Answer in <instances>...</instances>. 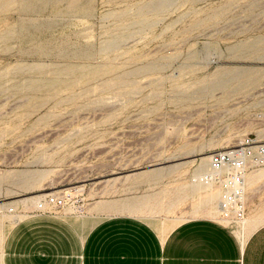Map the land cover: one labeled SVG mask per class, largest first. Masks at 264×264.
Returning a JSON list of instances; mask_svg holds the SVG:
<instances>
[{"label":"rangeland","instance_id":"rangeland-1","mask_svg":"<svg viewBox=\"0 0 264 264\" xmlns=\"http://www.w3.org/2000/svg\"><path fill=\"white\" fill-rule=\"evenodd\" d=\"M67 1L0 0V254L19 200L70 187L66 213L208 215L200 156L264 142V0Z\"/></svg>","mask_w":264,"mask_h":264},{"label":"crops","instance_id":"crops-1","mask_svg":"<svg viewBox=\"0 0 264 264\" xmlns=\"http://www.w3.org/2000/svg\"><path fill=\"white\" fill-rule=\"evenodd\" d=\"M262 168L246 173L245 238L219 215L152 222L132 212V199L100 198L82 213L19 218L3 240L2 264H264Z\"/></svg>","mask_w":264,"mask_h":264},{"label":"built area","instance_id":"built-area-1","mask_svg":"<svg viewBox=\"0 0 264 264\" xmlns=\"http://www.w3.org/2000/svg\"><path fill=\"white\" fill-rule=\"evenodd\" d=\"M208 156L210 170L199 180L218 187L220 218L228 224L238 225L242 230L246 221V173L250 168L264 166V142L246 136L232 146L210 151ZM79 190L70 187L43 193L30 212L55 214L66 207L83 206Z\"/></svg>","mask_w":264,"mask_h":264},{"label":"bare ground","instance_id":"bare-ground-1","mask_svg":"<svg viewBox=\"0 0 264 264\" xmlns=\"http://www.w3.org/2000/svg\"><path fill=\"white\" fill-rule=\"evenodd\" d=\"M7 2V1H6ZM67 5L68 7H75L77 6V3H78V0H68L67 1ZM8 5V4H7ZM20 5V3H19ZM196 151V150H194ZM210 170V164H209V156L208 154H203L200 156L198 162H197V165L195 167V171H194V176H193V181H194V184L195 185H198V186H208V187H195L194 188V191L195 192H201V206H205V207H208L206 208L207 209V214L210 215V216H215L216 215V212H217V207L214 204H215V201H216V198L218 196V193L215 191V190H210V187L213 188V186L209 185V184H205L203 182H201L199 179L200 177H202L205 173L209 172ZM162 170H155L151 173V175L155 176V177H159L160 175H163V172L161 173ZM80 189V188H79ZM219 191V190H218ZM45 194V193H44ZM43 193L42 194H35V195H31V196H28V197H25V198H22L21 200H19V202H22L25 206V208L28 210L31 209L30 208V204H28V201H32L33 203L37 202L38 198H40L41 196L44 195ZM18 202V203H19ZM11 203L13 204H17V202H14L12 201ZM35 206V204H34ZM0 207L4 208V209H9L11 208L9 204L7 203H2L0 204ZM77 208V206H75ZM24 209V208H23ZM11 219H12V222H16V220H18L19 218L22 217V215L20 214H13L10 216ZM237 232L242 234L244 236V238L246 237L243 232V230L241 229H237ZM0 264H2V260H1V254H0Z\"/></svg>","mask_w":264,"mask_h":264}]
</instances>
